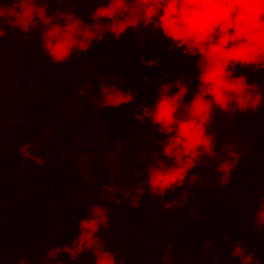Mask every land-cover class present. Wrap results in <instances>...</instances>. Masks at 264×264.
<instances>
[{
    "label": "trees",
    "instance_id": "trees-1",
    "mask_svg": "<svg viewBox=\"0 0 264 264\" xmlns=\"http://www.w3.org/2000/svg\"><path fill=\"white\" fill-rule=\"evenodd\" d=\"M95 6L77 5L73 11L91 23L88 9ZM69 7L61 6L62 10ZM23 36L19 30L8 29L3 39L4 47L12 45L10 53L15 62L7 71L14 73V87L6 86L8 94H2L0 104L3 264H16L17 258L24 257L29 258V264H44L41 257L49 247L70 246L79 235L78 222L86 217L85 210L92 203L110 209L111 228L102 229L100 236L124 264H162L165 251L171 253L173 264H239L238 258L230 255L237 240L264 264V232L252 233L253 213L264 198V106L255 115L237 113L233 119L217 113L209 131L217 137L218 158H205L190 173L198 174L205 181L203 185L186 184L178 190L190 193L187 202L181 199L173 210L165 211L163 202L153 200L146 192L139 207L133 209L120 193L108 199L101 198L100 193L104 184L114 182L129 190L145 179L148 161L139 159V153L147 154L146 148H141L139 139L131 133L140 130L141 140L149 143L151 150H160L157 141L164 137L147 122H137L134 109L155 101L159 87L155 81L162 79L161 72L168 73L167 82L179 78L182 72L185 80L192 81L191 89L195 91L197 58L168 53L167 44L163 39L159 41L158 34L144 30L135 34L129 29L119 41L106 35L102 43L93 42L87 53L73 56L70 63L54 65L41 49L39 30L32 32L28 40ZM135 38L144 44L137 48ZM10 50L2 49L3 54ZM141 56L159 59V67L142 66ZM241 71L246 72L250 83L255 81L264 90V72L238 68L236 74ZM119 76L124 78L123 84L113 80ZM144 77L149 83L144 82ZM102 78L105 83L120 84L125 92L138 90L136 104L122 106L129 109L124 114L122 107L100 112L96 105L101 99ZM81 89L88 95L80 96ZM13 96L14 108L8 103ZM188 99L190 95L185 102ZM93 126L97 127L96 134L88 140L83 131L90 132ZM123 140L128 154L121 168L112 170L106 159ZM24 143H31L34 154L45 159L43 167L22 159L17 149ZM223 144H234L235 150L243 153L226 187H220L216 172ZM59 192L62 196L55 199ZM176 195L169 194L167 200L171 202ZM116 198L121 199L120 205L111 202ZM64 223L67 228L59 230ZM208 240H215L216 247L207 249L205 256L199 250ZM58 259L61 264H76L67 254ZM79 264H93V258L86 252Z\"/></svg>",
    "mask_w": 264,
    "mask_h": 264
},
{
    "label": "clouds",
    "instance_id": "clouds-1",
    "mask_svg": "<svg viewBox=\"0 0 264 264\" xmlns=\"http://www.w3.org/2000/svg\"><path fill=\"white\" fill-rule=\"evenodd\" d=\"M52 3L59 7L51 9ZM83 4L96 5L88 9L91 23L73 11L77 5ZM62 5L71 7L62 10ZM8 29L19 30L25 40L30 39V33L39 30L41 49L54 65L70 63L73 56L87 53L93 42L102 43L106 35H110L112 41H119L129 29L135 34L142 30L158 34L159 41L163 39L167 44L168 53L197 58L195 91L191 89L192 81L185 80L182 72L171 82H167L168 73L161 72L162 79L155 81L159 85L155 101L150 106L140 104L134 109L137 122H147L164 137L157 141L160 150H150V160L145 152L139 153V159L148 163L145 179L134 189L124 190L113 182L104 184L100 193L104 199L120 193L133 209L139 207L146 192L153 200L159 198L165 211L173 210L181 199L187 202L190 193L178 190L184 189L186 184L203 185L205 181L198 174L190 176V173H194L205 158H218V140L209 131L217 113L233 119L237 113L255 115L264 106V90L259 84L250 83L244 71L236 74L238 68L250 69L253 73L264 72V0H0V73L2 43ZM143 44L144 41L136 39L137 48ZM140 64L146 68H158L160 61L141 56ZM115 79L124 83L122 76L113 77ZM144 82L149 83L147 77ZM119 85L101 79V99L96 105L100 112L136 104L139 91L125 92ZM79 95L87 96L88 93L81 89ZM189 95L190 99L185 102ZM2 127L0 114V192L3 184ZM221 147L223 155L219 157L216 172L220 187H226L232 182V173L243 153L236 151L234 144ZM33 148L31 143H24L17 151L22 159L32 160L43 167L45 159L35 155ZM172 193L177 195L169 202L167 197ZM111 202L122 203L119 198ZM85 212L86 217L78 222L79 235L70 246L49 247L41 257L44 264H61L58 257L63 254L79 264L80 257L86 252L93 258V264H124L100 236L102 229L108 231L111 228L110 209L101 203H92ZM252 224L253 235L264 232V198L256 206ZM66 228L64 223L59 230ZM2 229L3 202L0 196V264H3ZM224 238L229 240L228 236ZM215 247L216 241L208 240L199 251L207 256V249L215 250ZM230 255L238 258L239 264H261L260 257L248 251L239 240ZM161 261L162 264H173L171 253L165 251ZM16 264H29V258H17Z\"/></svg>",
    "mask_w": 264,
    "mask_h": 264
},
{
    "label": "rangeland",
    "instance_id": "rangeland-1",
    "mask_svg": "<svg viewBox=\"0 0 264 264\" xmlns=\"http://www.w3.org/2000/svg\"><path fill=\"white\" fill-rule=\"evenodd\" d=\"M57 7L58 6L55 3L50 4V8L51 9H55ZM49 14H51V13H49ZM11 47H12V45H10L9 47H4L3 46V43H2V49L3 50H10ZM11 51L12 50L9 51V54H8V52L3 54V51H2L3 63H2V73H0V88H2V94L3 95L8 94V90L5 89L6 86L9 85V86H13L14 87V78H13L14 73L13 72L11 74L10 73H7L8 69L10 67H13V64L15 63L14 62V57L10 53ZM7 74H9V75L7 76ZM8 103L12 106V108H14L15 103H16V98H14V96L11 97L8 100ZM128 110L129 109L126 108V107H124V108L122 107L121 108L122 114H124ZM128 124H129L128 123V118H126V120H125V128H128L129 127ZM91 128H92V130L90 132L89 131H86V130L83 131V135L88 140H90L92 137H94L93 135L96 134V131H97V127L96 126L90 127V129ZM137 133L133 132V133H131V135L133 137L139 139V141L141 143L140 144L141 145V148H146V152H147V155H148L149 160H150L151 159V151H150L151 149H150L149 143H147L146 141L141 140V136L140 135L142 134V132L140 130L137 131ZM96 138L99 140V137H96ZM144 138H145V136H144ZM126 145L127 144H126V141L125 140L119 141L117 143V145L114 146L113 150H111V152L108 154V158L106 159V165L110 169H112V170L115 169V170L118 171L121 168L122 163H124L123 159H124L125 155L128 154V150H127V146ZM121 161H123V162H121ZM145 171H146V169L144 170V173H145ZM61 196H62V193L59 192L56 196H54V198L57 199V198H59Z\"/></svg>",
    "mask_w": 264,
    "mask_h": 264
}]
</instances>
